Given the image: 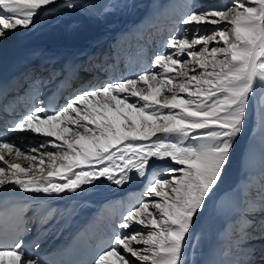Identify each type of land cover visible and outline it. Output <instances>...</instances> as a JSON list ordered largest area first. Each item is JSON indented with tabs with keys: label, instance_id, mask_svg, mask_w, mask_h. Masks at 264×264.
<instances>
[{
	"label": "snow or ice",
	"instance_id": "obj_1",
	"mask_svg": "<svg viewBox=\"0 0 264 264\" xmlns=\"http://www.w3.org/2000/svg\"><path fill=\"white\" fill-rule=\"evenodd\" d=\"M96 8L93 0H0V39L44 14L94 16ZM177 24L181 34L166 39L148 70L83 88L55 109L34 96L6 131L37 143L0 137L4 191L61 197L99 180L123 186L133 173L145 181V199L114 224L93 264H188L196 223L216 194L249 102L264 105V0L191 10ZM204 25L214 27L202 34ZM0 98L5 112L18 99ZM21 156L26 167L11 162ZM257 209L264 213V186L246 201L237 246L264 240V214L251 218ZM0 264L43 262L20 239L0 247Z\"/></svg>",
	"mask_w": 264,
	"mask_h": 264
},
{
	"label": "bare ground",
	"instance_id": "obj_2",
	"mask_svg": "<svg viewBox=\"0 0 264 264\" xmlns=\"http://www.w3.org/2000/svg\"><path fill=\"white\" fill-rule=\"evenodd\" d=\"M189 1L167 0L163 4H160L154 0H139V4H133L132 0H93L97 5L96 15L87 16L74 13L70 18H62L56 25L47 29H44L42 26L44 16L46 15H41L35 19L34 24L38 29L40 28L38 32L33 31L24 35L22 33L24 29H18L7 38L0 39V62L3 61L4 66H9L0 76V80L6 81L10 77L26 71V78L33 75L34 79L40 80L43 83L48 78L47 74L50 68L55 67L59 69L66 61H76L78 64L81 63L83 65L87 63L88 67H92L88 61H93L91 58H96L100 50H108L110 42L114 37H118L119 40L114 49L119 45L122 46L124 42L129 43L128 47H131V51L130 53L125 51L128 60L131 58V61L127 62L128 65L133 62V66H135L133 70L139 69L140 71H144L146 70L148 61H150L147 55L154 54V50H149V48L153 49L156 46L152 43L150 37H148L150 32H147V30L152 26L162 29L177 26L182 32L183 26L178 25L177 21L188 11L203 9L199 8V5H196L198 3L196 0L195 4L192 2V6H188L187 2ZM204 1L211 5L216 2L222 3V0H203L202 2ZM137 7L142 8V11L138 14L136 13ZM125 19L126 28L122 25ZM208 27L212 28L214 26L204 25L202 26V31ZM152 33L154 31L151 30ZM30 34L34 38L27 41L26 38H30ZM118 62L117 55L115 63L117 66L119 65ZM38 66L44 67L43 71L39 70ZM92 68L95 67L93 66ZM111 68H114L115 72L120 71L117 67L115 68L114 63ZM127 70L128 68L121 71L125 72ZM80 75H82L81 72ZM100 75L103 76V74ZM81 79H83L82 76H79L76 80L75 84L77 86H80V83L83 82ZM248 112L249 109L247 108L243 130L246 127V122H248L246 119ZM255 123L257 127L256 131L260 134L257 146H253L252 144L246 152L242 153L243 145L239 146L242 137L235 139L230 159L226 165L222 179L215 190L216 194L208 202L203 212L207 214H203L204 217H201L196 224L198 232L200 234L203 233L200 236L198 235L202 251L198 256L200 260L197 259L199 261L197 264H222V261L218 259L220 252L216 250L219 240H217L212 232V224L208 226V230L204 229V227L210 223L209 217L211 216V212L208 214V210L213 211L214 204H216V210L220 212L219 214L222 217L223 215L226 217L224 220L226 224H232L240 214V197L236 193H233L234 191L231 192L235 184L233 180L238 175L235 172L233 164L239 163L242 159V164L250 172L254 173V179L258 178V174L264 172V119L261 120L259 118L255 120ZM242 132L244 133V131ZM20 145L27 146L28 142L25 140ZM11 162L24 167L29 163L22 156L12 159ZM33 173H35V169H33ZM33 173L24 178H30ZM127 185L128 183H125L123 186H117L107 180H99L92 185H84L77 193H65L61 197H38L34 194H25L15 188L9 187L7 191L0 189V201L4 204L24 203L26 205L24 214L30 219V235L38 237L40 245L38 253H40L46 251L48 248H56L62 240L69 237L78 227H81L84 218L93 211L96 212L91 216L90 222L93 225L98 224L102 229L107 228L105 235L112 234L115 223H112L108 228L106 220L112 217V212H109L110 210H114L113 212L117 214L116 216H123L127 212L125 209H122L123 201L118 204L121 199L120 192ZM244 186L246 188L247 185L242 183L234 187V189L238 188L242 194L245 192ZM221 193L223 194L217 199V194L219 196ZM102 200L110 201L102 207ZM115 204L118 205L114 207ZM224 222L220 223L221 226ZM109 230H111V233ZM224 237L228 236L221 234L220 239L223 240Z\"/></svg>",
	"mask_w": 264,
	"mask_h": 264
},
{
	"label": "rangeland",
	"instance_id": "obj_3",
	"mask_svg": "<svg viewBox=\"0 0 264 264\" xmlns=\"http://www.w3.org/2000/svg\"><path fill=\"white\" fill-rule=\"evenodd\" d=\"M154 1L156 3L163 4L167 0H154ZM197 1H198V3H196V5H199V8H201V9L202 8L205 9V8L212 7V6L223 7V6L231 3V0H222V3L216 2V3H213L211 5V4H207V2H205V1L202 2L203 0H200V1L196 0V2ZM192 2H193V4H195V0H190L189 2H187L188 6H192ZM132 3L133 4H139V0H132ZM141 11H142L141 7L136 8L137 14L140 13ZM74 13L87 15L81 11H75V12H71V13H67L64 11H56V12H53L51 14H44L46 16H44L42 26L44 27V29L51 28L54 25H56L60 19L66 18V17L70 18L72 16V14H74ZM122 25L124 28H126V19ZM177 28H178L177 26H174L173 28L162 29L160 27L155 28V26L154 27L152 26L149 28V30H147V32H150L148 37H150V39L152 40V43H154V45H156V46L153 49L151 47L149 48V50H154V54L153 55L152 54L147 55V57L150 58V61H148V63H147L146 70L149 69L152 57L155 54L164 50L163 45L166 42V39L172 34H177V35L181 34V32L175 31ZM39 29L36 26H32V27H30V29H27V30L24 29V31H22V33L25 35V34H28L29 32H33V31L38 32ZM207 29H211V28L208 27ZM151 30L154 31V33L151 34ZM203 31H202V34H203ZM11 33H13V32H11ZM11 33H9V35ZM188 35H191V33H188ZM29 37L30 38H26L27 41H30L34 38L32 36V34H30ZM118 42H119L118 37H114L113 40L110 42V45H109L110 48L108 50L107 49L100 50L98 53V56H96L95 61L94 60L88 61L90 63V65H92V67L93 66H100L104 63H107V65L110 63L111 64L114 63V65H116L115 64L117 61V55L116 54H118V52H120L119 54L122 53L123 56H126V53L124 50H126L127 46H128L125 44L126 46L124 48V43H122V46L119 45L120 47H119L118 51H115V50L113 51L112 50L113 46H115L116 43H118ZM105 56H107V57H105ZM113 58H116V60H114ZM122 63L123 62L121 61V67L124 64V63L123 64ZM84 66H85V69H82L80 71L81 74H83L82 75L83 79H81V80H83V82L80 83V86H77L75 84L73 89L78 88V90L80 91L83 88H87V87L92 86V85L99 86L101 84L108 82V81L103 80V77H105L104 74L102 76L96 72V68L88 67L87 63L84 64ZM121 67L117 66V69L119 70ZM134 67L135 66H133V62H131V64H129V65H128V63L126 65H124L122 69L124 70V69L128 68V70L123 72V76L124 77H130V76L134 75V72H136V71H137V73L141 72L139 69L133 70ZM94 71H95V73H94ZM114 72L115 71H113V73ZM119 72H116V76H118L120 74ZM99 75L101 76L100 79H98L100 77ZM47 77H48V75H47ZM259 94L260 93L258 91L257 95L259 96ZM62 102L65 103L66 100H62L61 103ZM62 105L63 104H61V106ZM248 109H249V112H248L247 117H246L248 122H246L247 124H246V127L244 128V130H242V131H244V133L242 132L243 135L242 134L238 135L239 138L242 137V140L239 143V146L243 145L242 146V149H243L242 153L246 152L248 150L249 146L252 144H253V146H257V144H258L257 142L260 140V134H259V132L257 133V131H256L257 127H256L255 120H257L259 118L261 120L264 119V105H262L261 102L256 97H253L250 100L249 105H248ZM81 131H82V129H81ZM39 139H40L39 137H33L31 139H29L28 137H25L24 139H21L18 137L17 142L21 143V142L26 140L28 143H30V142L31 143H37L39 141ZM32 154L35 155V153H32ZM233 166L235 168V172L238 173L236 178L233 180L235 182L234 187H236L237 185L242 184V183L247 185L246 188H245V186L243 187L245 189V192H243L242 194L240 193L241 191H239L238 188H235L236 189L235 190L233 187V190H231V192L234 191L233 193H236L237 196L240 197V202H239V209H240L239 213L240 214L234 220V222L232 224L230 223L231 224V227H230V224H226L224 222L226 217H224V215L222 217V215L219 214L220 212L216 210L217 206H216V204H214L215 207H213V211L208 210L209 211L208 214L211 212L210 213L211 216L209 217L210 223H208L204 227V229L208 230L207 229L208 226L212 224V228H211L212 232H213L214 236L217 238V240H219V242L217 243L218 247H216V250H218V252H220L218 254V259H220L222 261V264H249V261L251 262V264H264V240L251 239L248 241L247 244H242L240 246H237V239H238L237 233H238L239 229L241 228V224H242L240 217L243 214L246 201L248 199H254L256 197L257 191L260 190L262 186H264V172L257 175L259 179L258 178L254 179L253 178L254 173H252V171L250 172L246 168V166H244V164H242V159L240 160L239 163L233 164ZM131 175H132V179L130 182H128V185L125 186V188H123L122 191L120 192L121 199L119 200L120 202L118 201L119 202L118 204H120L122 201L126 202L125 204L122 203L123 204L122 209L123 210L125 209V211H128L130 208H133L134 206H136L142 199H145V197L143 196L145 181L142 179H138L134 173ZM246 178L248 181L246 180ZM245 181H247V182H245ZM222 194L223 193L219 194V196L217 194L216 198L218 199ZM122 197H124L125 199L122 200ZM118 204H116V206ZM203 214L205 215L207 213H202V215H201L202 218L204 217ZM261 214H264V213H260L259 209H257L256 215L252 216L251 218L252 219H259V216ZM212 215H213V217H212ZM116 218H119L121 220L122 216L119 215V216H116ZM198 221H197V223H198ZM221 222L222 223L224 222V224H223L224 226L223 225L221 226V224H222ZM133 227L139 228V226H136V225H134ZM131 230L132 229H130V231ZM195 231H196L197 237H198V235L200 236L203 234V233L200 234L198 232L197 227H196ZM249 231H251V230H249ZM228 232H229V234H227ZM221 234H225V236H228V237H224L222 240V239H220ZM133 246L142 247L141 245H135V244ZM200 246H201V242L198 238L197 246H196L194 252L192 250H189V252H188V255H187L188 264L199 263L198 260H200V259H198V256H199V254H201V251H202L200 249ZM249 246H253L255 248V252L251 256H249L246 252V248H248ZM196 256H197V258H196ZM136 264H139V262H136Z\"/></svg>",
	"mask_w": 264,
	"mask_h": 264
}]
</instances>
